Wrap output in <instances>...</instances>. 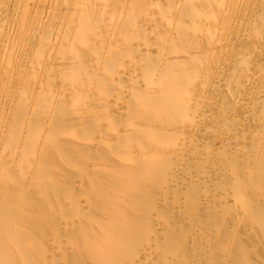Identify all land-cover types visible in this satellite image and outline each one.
<instances>
[{
    "label": "bare ground",
    "instance_id": "bare-ground-1",
    "mask_svg": "<svg viewBox=\"0 0 264 264\" xmlns=\"http://www.w3.org/2000/svg\"><path fill=\"white\" fill-rule=\"evenodd\" d=\"M0 264H264V0H0Z\"/></svg>",
    "mask_w": 264,
    "mask_h": 264
}]
</instances>
